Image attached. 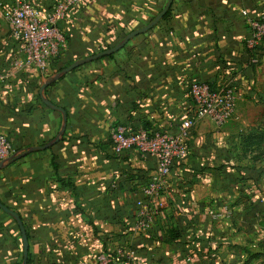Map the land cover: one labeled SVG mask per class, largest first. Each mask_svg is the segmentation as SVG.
<instances>
[{"label":"crops","instance_id":"1","mask_svg":"<svg viewBox=\"0 0 264 264\" xmlns=\"http://www.w3.org/2000/svg\"><path fill=\"white\" fill-rule=\"evenodd\" d=\"M29 1L45 15L58 0ZM166 1L87 0L57 22L64 53L102 51V43L150 23ZM262 14L264 0H173L168 18L151 30L44 90L66 112L62 139L0 170V202L22 222L27 264H96L99 253L121 248L134 251L133 264H264V155L257 153L264 126L239 112L243 104H264L256 88L264 49L246 47L249 23ZM61 50L46 73L14 69L7 26L0 42V134L15 152L48 143L60 129L61 115L42 103L39 88L81 59L65 64ZM229 79L238 95L232 119L221 128L202 120L191 129L186 158L173 162L153 202L159 214L151 229L135 232L136 202L145 200L141 190L157 162L134 148L116 155L110 131L121 125L174 133L193 110L191 82L214 87ZM21 261L19 227L0 210V264Z\"/></svg>","mask_w":264,"mask_h":264},{"label":"built area","instance_id":"2","mask_svg":"<svg viewBox=\"0 0 264 264\" xmlns=\"http://www.w3.org/2000/svg\"><path fill=\"white\" fill-rule=\"evenodd\" d=\"M87 0H58L45 15L29 0H0V15L9 28V37L16 45L17 58L12 61L14 69L30 67L46 73L52 60L60 56L65 46L64 35L56 26L58 21L80 9ZM250 38L247 49H264V14L250 21ZM255 63V61H254ZM234 81L226 80L217 86L193 81L189 84L192 112L179 123L176 132L135 131L117 125L109 137L116 155L129 149H137L152 156L157 164L147 184L142 188L144 201L136 202L134 231L147 232L151 229L159 209L153 205L167 187V178L174 161L186 158L187 140L191 129L202 120H208L221 128L233 116L236 109L237 93ZM15 151L9 138L0 134V162ZM135 253L130 248L117 249L112 254L99 253L96 264H133Z\"/></svg>","mask_w":264,"mask_h":264},{"label":"water","instance_id":"3","mask_svg":"<svg viewBox=\"0 0 264 264\" xmlns=\"http://www.w3.org/2000/svg\"><path fill=\"white\" fill-rule=\"evenodd\" d=\"M172 2H173V0H167L166 4L163 7V9L161 10V12L150 23H148L147 25H145L139 29H136V30L130 32L128 35H126V37H124L115 46H113L107 50L100 51L94 55H90V56H87V57H84L81 59H77L76 61L69 64L67 67H65V68L61 69L60 71L54 73L53 75L47 77L40 85L39 97L45 106H47L49 109H51L53 111L58 112L61 115V125H60V129H59L57 135L54 137V139H52L51 141H49L48 143H46L42 146L27 148V149H25L24 152H21V153L15 152L10 157H8V158H6L0 162V170L3 169L6 165H8L10 162H12L16 159H19L21 157H24L28 153L49 149L53 145L57 144L62 139L64 132H65V128H66V112L63 109L53 105L44 96V90L47 87H49L51 84L55 83L56 81H58L59 79L64 77L66 74L70 73L71 71H73V70H75V69H77V68H79V67H81V66H83L89 62L98 60V59L106 57V56L113 55L114 53L121 50L134 37L141 35V34H144L147 31L151 30L165 16V14L170 9ZM0 210L3 211L4 213H6L7 215H9L17 223L19 230H20V233H21V240H22V261L20 264H27L28 241H27L26 232H25V229L22 225L21 220L16 213H14L13 211L9 210L7 207L2 205L1 202H0Z\"/></svg>","mask_w":264,"mask_h":264},{"label":"rangeland","instance_id":"4","mask_svg":"<svg viewBox=\"0 0 264 264\" xmlns=\"http://www.w3.org/2000/svg\"><path fill=\"white\" fill-rule=\"evenodd\" d=\"M133 26L134 25H132L131 27H133ZM138 26H141V25H138ZM6 35H7V25H6L5 21L3 20V18L0 15V42L3 40V38ZM63 35H64V39H65V46L61 50V52H62L61 53V56H63L62 58H63L64 61L66 59V61L64 62L65 64H67L68 62H72L74 60V58H82V57L86 56V55H84V54H87L88 53V51L86 52V50L82 54L77 55L76 57H73L74 55L72 56L71 55L72 52H69L70 50H68V49L64 53L65 49L67 48V43H66L65 34L63 33ZM116 42H118V41L117 40H113V41L109 42L108 44H103L102 43V45H100V47L98 49L104 50V48H107L109 46L115 45ZM98 49H95V50H98ZM93 50H90V52H92V53L93 52H97V51H93ZM68 52H69V56L68 57H65L66 55H68ZM262 78L263 79L258 83V85L256 86V88H257V92L259 94H263L264 95V74H262ZM237 106H238V95H237V102H236L235 112L237 110ZM239 112L243 113L247 118H249V119L246 120L247 123H252V125L256 124L258 127H263L264 126V121L262 119H259L260 116L262 114H264V104H255V103L243 104L240 107ZM258 115H260V116H258ZM257 153L259 154V157H261V156L264 155V145L263 146H261V145L258 146Z\"/></svg>","mask_w":264,"mask_h":264},{"label":"trees","instance_id":"5","mask_svg":"<svg viewBox=\"0 0 264 264\" xmlns=\"http://www.w3.org/2000/svg\"><path fill=\"white\" fill-rule=\"evenodd\" d=\"M169 15H170V9L168 10V12L165 14V16H164L161 20H165L166 18H168ZM152 20H153V19H152ZM161 20H160V21H161ZM126 35H127V34H125L124 37H126ZM124 37H122V39H123ZM122 39H121V40H122ZM121 40H120V41H121ZM120 41H118V42H120ZM118 42H117V43H118ZM115 45H116V44H115ZM115 45H114V46H115ZM109 48H111V47H107V49H109ZM107 49H105V50H107ZM102 51H104V50H102ZM248 51H249L250 53H252V52H254V51H256V50L248 49ZM66 67H67V66H66ZM145 130H146V129H145ZM260 135H264V134H259V139H260V141H261V136H260ZM147 182H148V181H147ZM146 184H147V183H146ZM168 235L170 236V238H173V237H174L173 231H168Z\"/></svg>","mask_w":264,"mask_h":264}]
</instances>
